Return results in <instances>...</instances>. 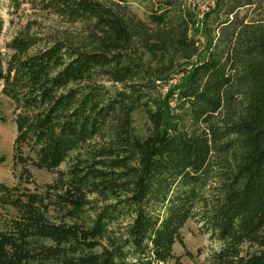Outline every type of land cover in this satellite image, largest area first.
I'll list each match as a JSON object with an SVG mask.
<instances>
[{"label":"trees","instance_id":"16d2710c","mask_svg":"<svg viewBox=\"0 0 264 264\" xmlns=\"http://www.w3.org/2000/svg\"><path fill=\"white\" fill-rule=\"evenodd\" d=\"M133 1L48 0L79 30L0 47L19 170L0 183V264H182L190 220L205 264H264V0H144L143 17Z\"/></svg>","mask_w":264,"mask_h":264},{"label":"rangeland","instance_id":"374dc122","mask_svg":"<svg viewBox=\"0 0 264 264\" xmlns=\"http://www.w3.org/2000/svg\"><path fill=\"white\" fill-rule=\"evenodd\" d=\"M46 1L48 0H26L16 13L8 15L6 13L7 0H0L1 14L5 21L0 43L2 53L8 54L4 45L15 36L29 34L36 35L44 40L64 31L76 32L79 30V24L70 25L51 11L43 10L42 3ZM192 2L202 12L212 7L214 0H192ZM144 4V0H134L130 3L132 10L140 17L145 16ZM162 91H165V88ZM12 111L13 106L11 102L3 98L2 115L4 116V122H0V154L5 155L7 159L3 164H0V183L8 186L16 184L19 173V170L12 167L11 162V149L15 137ZM131 117L136 136L140 138L145 137L148 129L145 114L140 109H137ZM66 168L67 162L59 167V171H64ZM31 172L37 185L50 183L56 175L55 173L34 169ZM198 227L194 221H188L182 229L183 247L179 245L174 247V253L181 257L182 264H205L209 250L215 247L208 240L207 236L200 232Z\"/></svg>","mask_w":264,"mask_h":264}]
</instances>
